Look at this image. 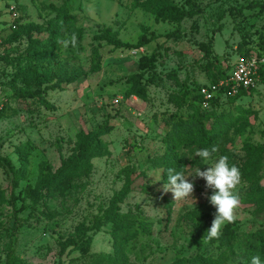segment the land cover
<instances>
[{
  "label": "rangeland",
  "instance_id": "rangeland-1",
  "mask_svg": "<svg viewBox=\"0 0 264 264\" xmlns=\"http://www.w3.org/2000/svg\"><path fill=\"white\" fill-rule=\"evenodd\" d=\"M163 3L192 15L179 28L156 20ZM11 7L19 15L15 29ZM72 34L75 46L58 43ZM142 38L148 42L138 46ZM0 42V157L14 169L0 162V264L10 246L12 264H250L247 242L264 230V198L242 200L235 223L226 225L230 234L224 226L218 239L205 240L215 208L206 198L212 191L194 176L211 165L195 156L202 148L176 149L196 203L173 201L163 191L171 164L164 139L166 119L190 115L199 87L245 49L262 51L264 0H0ZM152 54L160 78L146 86V99H132L127 79ZM228 114L229 129L212 145L216 157L227 152L245 171L240 198L261 193L264 83L222 101L216 115ZM105 128L85 161L40 190L77 154L81 135ZM125 169L133 185L119 213L134 224L106 222L84 236L124 187ZM114 235L126 239L119 263ZM82 237L85 244L74 248Z\"/></svg>",
  "mask_w": 264,
  "mask_h": 264
},
{
  "label": "trees",
  "instance_id": "trees-1",
  "mask_svg": "<svg viewBox=\"0 0 264 264\" xmlns=\"http://www.w3.org/2000/svg\"><path fill=\"white\" fill-rule=\"evenodd\" d=\"M155 19L156 20H163V21H170L172 23H175L177 25V28H179V25L181 21L186 17H191V13L185 12L183 10H180L176 7H174L171 4L163 3L160 8H158L155 13ZM148 40L145 38H142L138 44V46H142L145 43H147ZM211 48V41L202 47L205 54H208L210 52ZM250 49H245L242 53H239V58H245L251 55L249 52ZM256 53H263L264 54V48L262 51H257ZM237 59V60H238ZM156 55L152 54L151 57H142L138 61V73L131 75L128 77L127 81L129 84V88L127 91V96L129 97H135L137 99H146V86L148 84H155L159 80V76L156 73ZM232 65L229 67H226L223 71L219 72L217 75L212 77V81L208 85L216 84L220 80L226 79L228 76L229 71L231 70ZM146 75V78L144 79V76ZM259 83H264V70L259 72ZM207 85V86H208ZM203 87H199L196 90L195 95L192 97V103L187 105V108L191 112L190 115H188L185 119H177L176 121L173 120L172 117H169L166 119V125L169 127V131L164 139L165 143V150H166V156L170 158V166L166 167L165 174L167 177V169L168 168H175L177 171L183 172V167L181 165V158L178 156V154L175 152L176 149H179L184 146H192L195 145L199 148H210L213 143L215 142L217 136L219 133L226 132L230 127V120L232 117L229 115H216L217 109L222 104V101H229L235 102L239 98L249 96L252 94L256 89H249L246 91L240 90L238 94L235 96L227 95L226 93L219 92L216 94L208 103V108L202 107V97L200 95V89ZM194 90V89H193ZM223 97V99H221ZM211 125L209 127L206 126L207 123H210ZM106 128L96 131L94 133H91L90 135L84 136L81 135L78 138V145L77 154L72 157L67 163L62 165L60 168H58L54 175L45 180L40 190H45L48 188L51 184H53L55 181L59 180L61 177L65 176L73 167H75L78 164H81L83 161L87 159L89 156L88 154L90 152H93L98 148L100 145L99 138L106 134ZM222 156H227L228 153L224 152L222 153ZM229 159V157H228ZM0 162L4 163L8 169L13 173L14 169L11 165V163L0 157ZM229 164L232 163L229 161ZM241 172V175L245 174L244 170L239 169ZM124 176L126 178V183L122 190L114 195L110 202V208L109 210L100 216H95L92 219V223L90 227L83 229V235L85 236L88 232H94L97 231L103 223L106 222H112L117 224H125L129 223L130 227L134 224V222H128V216L126 214H120L119 213V206L124 203L127 196L132 192V185L133 181L130 179V172L125 169L124 170ZM260 198H264V191L261 193H255L251 191L248 195H245L241 198L242 200H245L246 203H253ZM195 226V224H193ZM204 228L198 229L199 231ZM208 229H205V232L202 236H206V232ZM229 231L228 226H226V232ZM230 234V233H229ZM264 236V230H258L255 234L250 235L251 240L247 242V248H248V256L251 260L252 256L259 255L262 260H264V242L262 241V238ZM83 237L79 240L78 243L73 244L74 248H78V246H82L84 241ZM126 239H121L118 236H113V247H114V253L115 257L112 258L113 261L119 263V260H122V249L121 246L124 244V241ZM120 258H116V257ZM12 246H10L9 251L7 253V264H12Z\"/></svg>",
  "mask_w": 264,
  "mask_h": 264
},
{
  "label": "clouds",
  "instance_id": "clouds-1",
  "mask_svg": "<svg viewBox=\"0 0 264 264\" xmlns=\"http://www.w3.org/2000/svg\"><path fill=\"white\" fill-rule=\"evenodd\" d=\"M63 47L69 44L75 46L77 37L72 34L68 39L58 41ZM217 146L203 148L196 151L195 156L199 157L206 165L210 164L206 170H196L194 177L205 181V188L212 191V195L207 196L208 202L215 208L214 219L211 227L207 230L205 240L218 239L221 230L227 224L235 223L237 209L241 205L239 186L241 185V172L235 164H229L227 156L216 157ZM164 192H171L173 201L191 200L194 192V184L189 182L188 177L182 171L175 168L167 169V182L163 186ZM250 264H264V260L259 255L252 256Z\"/></svg>",
  "mask_w": 264,
  "mask_h": 264
},
{
  "label": "built area",
  "instance_id": "built-area-1",
  "mask_svg": "<svg viewBox=\"0 0 264 264\" xmlns=\"http://www.w3.org/2000/svg\"><path fill=\"white\" fill-rule=\"evenodd\" d=\"M9 12L12 18V28L15 29L16 27L13 24L19 19V15L14 7H11ZM0 55H2L1 42ZM262 70H264L263 53H251L248 57L238 59L232 65L226 79L200 89L202 107L205 109L208 108L209 101L219 92L235 96L240 90L246 91L249 89H257L260 79L259 72ZM132 99L134 98L132 97ZM114 103L118 104L119 100H115Z\"/></svg>",
  "mask_w": 264,
  "mask_h": 264
}]
</instances>
